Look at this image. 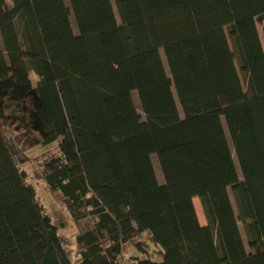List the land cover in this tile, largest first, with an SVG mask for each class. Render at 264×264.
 I'll return each instance as SVG.
<instances>
[{
	"label": "trees",
	"instance_id": "trees-1",
	"mask_svg": "<svg viewBox=\"0 0 264 264\" xmlns=\"http://www.w3.org/2000/svg\"><path fill=\"white\" fill-rule=\"evenodd\" d=\"M68 3L0 0V264H264V0ZM17 125L58 147L43 179L73 262L9 151ZM143 234L161 261L123 262Z\"/></svg>",
	"mask_w": 264,
	"mask_h": 264
},
{
	"label": "rangeland",
	"instance_id": "rangeland-1",
	"mask_svg": "<svg viewBox=\"0 0 264 264\" xmlns=\"http://www.w3.org/2000/svg\"><path fill=\"white\" fill-rule=\"evenodd\" d=\"M64 1L66 5L69 6L68 0ZM70 22L74 32L76 33V25L73 16L70 17ZM257 29L264 50V36L262 29L259 25H257ZM0 48H2L1 38ZM162 59L164 60L163 56ZM163 62L166 68L165 60ZM241 80L243 81L242 76ZM132 96L138 113L141 115L142 119H144L137 94L133 92ZM178 111L180 117H182V112L179 107ZM7 146L17 167L26 174L27 184L34 190L38 203L43 207L45 213L50 217L51 222L57 227L59 242L66 257L70 262H73L76 250L75 237L77 234V228L73 224L65 206L60 201L59 195L50 191L43 179L45 173V163L59 155L57 145L53 143L48 146H37V142L29 137L24 132V130L17 125L7 134ZM151 159L157 181L159 184H161L163 183V177L157 158L155 155H152ZM229 197L235 213L237 214L231 191H229ZM193 205L199 224L201 226H205L206 220L203 215L200 202L197 198L193 199ZM239 229L246 245L247 242L243 226L239 225ZM145 257H149L150 259L158 262L162 259V251L152 243L150 236L147 234H143L127 244L124 254H122V259L125 263H130L133 259H143Z\"/></svg>",
	"mask_w": 264,
	"mask_h": 264
},
{
	"label": "bare ground",
	"instance_id": "bare-ground-1",
	"mask_svg": "<svg viewBox=\"0 0 264 264\" xmlns=\"http://www.w3.org/2000/svg\"><path fill=\"white\" fill-rule=\"evenodd\" d=\"M164 61V60H163Z\"/></svg>",
	"mask_w": 264,
	"mask_h": 264
}]
</instances>
